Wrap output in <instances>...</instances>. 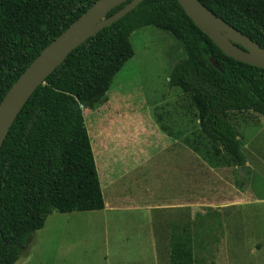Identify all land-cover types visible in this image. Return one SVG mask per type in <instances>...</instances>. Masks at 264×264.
I'll use <instances>...</instances> for the list:
<instances>
[{
    "label": "trees",
    "instance_id": "trees-1",
    "mask_svg": "<svg viewBox=\"0 0 264 264\" xmlns=\"http://www.w3.org/2000/svg\"><path fill=\"white\" fill-rule=\"evenodd\" d=\"M96 1L0 0V104L42 50ZM200 1L264 48V0ZM149 25L169 32L186 53L174 64L169 87L180 88L187 97L185 113L193 111L210 153L226 165L246 166L229 114L252 110L264 115V69L225 54L178 0H144L75 48L12 124L0 149V264L18 261L52 210L105 208L83 108L107 100L114 76L134 56L132 33ZM189 230L175 226L171 264L195 263V236Z\"/></svg>",
    "mask_w": 264,
    "mask_h": 264
},
{
    "label": "rangeland",
    "instance_id": "rangeland-1",
    "mask_svg": "<svg viewBox=\"0 0 264 264\" xmlns=\"http://www.w3.org/2000/svg\"><path fill=\"white\" fill-rule=\"evenodd\" d=\"M131 42L134 56L107 100L83 108L112 208L52 210L15 264H171L176 225L195 236L194 264H264V115L229 114L246 156L241 173L213 157L193 111L185 113L187 97L169 87L186 56L181 44L152 25L135 30Z\"/></svg>",
    "mask_w": 264,
    "mask_h": 264
},
{
    "label": "water",
    "instance_id": "water-1",
    "mask_svg": "<svg viewBox=\"0 0 264 264\" xmlns=\"http://www.w3.org/2000/svg\"><path fill=\"white\" fill-rule=\"evenodd\" d=\"M129 0H98L63 33L47 45L9 89L0 104V149L23 106L46 78L80 44L107 25L119 20L144 0H130L123 8L108 16L116 6ZM186 14L228 56L264 69V48L217 16L200 0H178ZM212 64L222 70L214 57ZM83 107V106H81ZM244 173L246 166L239 167Z\"/></svg>",
    "mask_w": 264,
    "mask_h": 264
},
{
    "label": "crops",
    "instance_id": "crops-1",
    "mask_svg": "<svg viewBox=\"0 0 264 264\" xmlns=\"http://www.w3.org/2000/svg\"><path fill=\"white\" fill-rule=\"evenodd\" d=\"M113 136L115 137L116 135H115V133H113ZM178 161V160H177ZM176 162V161H175ZM246 168H247V166H246ZM180 204L179 203H177V204H173V205H168V204H164V205H161V206H157L155 209H151V210H156V209H158V210H163V209H174V208H178V207H180L179 206ZM187 205H189L190 206V204L188 203ZM108 208H112L111 206H109V205H107V203L105 204V208L103 209V210H107Z\"/></svg>",
    "mask_w": 264,
    "mask_h": 264
}]
</instances>
